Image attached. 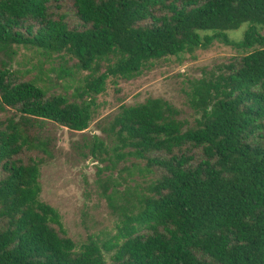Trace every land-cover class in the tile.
Returning <instances> with one entry per match:
<instances>
[{
	"label": "trees",
	"instance_id": "trees-1",
	"mask_svg": "<svg viewBox=\"0 0 264 264\" xmlns=\"http://www.w3.org/2000/svg\"><path fill=\"white\" fill-rule=\"evenodd\" d=\"M63 5L72 23L53 10ZM262 28L264 0H0V113L11 110L0 117V264H264ZM214 41L242 54L189 80L192 123L149 97L121 104L85 144L116 220L76 242L40 197L47 125L83 133L108 78ZM18 47L58 59L49 69L73 90L52 91L42 63L24 78Z\"/></svg>",
	"mask_w": 264,
	"mask_h": 264
},
{
	"label": "rangeland",
	"instance_id": "rangeland-1",
	"mask_svg": "<svg viewBox=\"0 0 264 264\" xmlns=\"http://www.w3.org/2000/svg\"><path fill=\"white\" fill-rule=\"evenodd\" d=\"M53 10L65 13L71 23L76 20L68 5ZM247 26V23H243L238 29L228 31L229 38L240 39ZM260 31L264 34V28ZM241 54L242 51L233 46L214 41L208 48L186 53L181 59L170 56L157 60L132 79L110 77L106 80L105 91L96 97L93 119L83 133L52 123L47 125V130H50L55 140L53 156L41 166L40 197L58 210L68 236L81 242L89 233L104 235L114 232L116 215L112 214L105 198L98 194L94 183L97 168L103 164L92 159L85 145L91 143L94 134L104 137L99 127L107 122L121 104L134 105L149 97L167 100L179 110L178 118L192 123L195 113L188 104L189 80L217 72L219 65ZM41 63L42 69L47 70L50 80L55 84L51 86L52 91L70 93L73 90L70 87L64 91L61 86L63 80L57 79L55 71L49 69L57 66L58 59L46 61L44 56L18 47L12 67L19 70L24 78H31L40 74L38 65ZM26 69L30 72H25ZM10 114L11 110L0 113V117Z\"/></svg>",
	"mask_w": 264,
	"mask_h": 264
}]
</instances>
